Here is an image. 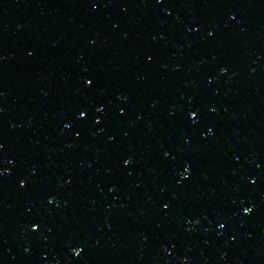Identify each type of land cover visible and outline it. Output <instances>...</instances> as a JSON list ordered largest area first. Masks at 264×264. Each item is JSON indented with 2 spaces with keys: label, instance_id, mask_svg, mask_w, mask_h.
<instances>
[{
  "label": "water",
  "instance_id": "water-1",
  "mask_svg": "<svg viewBox=\"0 0 264 264\" xmlns=\"http://www.w3.org/2000/svg\"><path fill=\"white\" fill-rule=\"evenodd\" d=\"M0 240L264 264V0H0Z\"/></svg>",
  "mask_w": 264,
  "mask_h": 264
}]
</instances>
